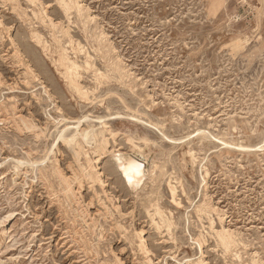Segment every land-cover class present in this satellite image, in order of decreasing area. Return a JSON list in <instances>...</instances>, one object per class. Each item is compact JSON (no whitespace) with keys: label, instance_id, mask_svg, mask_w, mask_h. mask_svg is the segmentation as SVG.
Here are the masks:
<instances>
[{"label":"rangeland","instance_id":"rangeland-1","mask_svg":"<svg viewBox=\"0 0 264 264\" xmlns=\"http://www.w3.org/2000/svg\"><path fill=\"white\" fill-rule=\"evenodd\" d=\"M62 1L0 0V264H264V0Z\"/></svg>","mask_w":264,"mask_h":264},{"label":"bare ground","instance_id":"bare-ground-1","mask_svg":"<svg viewBox=\"0 0 264 264\" xmlns=\"http://www.w3.org/2000/svg\"><path fill=\"white\" fill-rule=\"evenodd\" d=\"M31 3H33L35 5V2L36 0H29ZM72 1V0H71ZM62 5L64 6L65 10H68L71 5L74 7L77 8V10H81L80 6L77 5V2H74V3H71L70 0L69 2H66V0H63L62 1ZM17 4V3H16ZM42 6V4H41ZM71 9V8H70ZM44 12V11H43ZM78 12V11H77ZM35 13V12H34ZM45 13V12H44ZM25 14V13H24ZM43 14V13H42ZM44 15V14H43ZM19 16V15H18ZM29 16V15H28ZM46 16V15H45ZM41 19H43L41 17ZM43 21V20H42ZM50 23V21H49ZM58 25V24H57ZM64 28V27H63ZM65 29V28H64ZM33 40L37 43V44H42L43 46V42H42V37L41 35L36 32V31H33L32 34H31ZM16 48V47H15ZM19 49V48H18ZM63 59V58H62ZM68 63V62H67ZM71 64V65H70ZM66 68L67 69H74L77 65H75L74 63H70ZM88 65V64H87ZM95 67V66H94ZM78 68V67H77ZM48 97V96H47ZM85 118H83L82 120H84ZM82 120H76V124L74 126V132L73 134H70L68 136H65L64 135V132L65 130H67V128L69 127H64L63 130L60 131V133L58 134V138H61V139H64V140H67V142H72L74 143V145L76 144H81L82 142H88L89 140H94L95 142H97V134L96 132L94 131V129L92 127H87V128H84V129H80V124H81V121ZM135 120V119H134ZM72 121V120H71ZM101 122V121H100ZM147 124V123H146ZM26 125V123H25ZM104 126V125H103ZM27 127H28V124H27ZM100 127V126H99ZM107 128V127H106ZM102 133V132H101ZM212 137V136H211ZM101 138H102V135H101ZM60 139V140H61ZM55 142V141H54ZM93 142V141H92ZM70 143V144H72ZM85 143V144H86ZM104 145L106 144V141L105 139H101V141H99V145ZM69 145V143H68ZM100 145V146H101ZM107 145V144H106ZM105 145V146H106ZM73 146V144H72ZM80 146V145H78ZM81 149V148H79ZM105 149V148H104ZM253 149V148H252ZM102 150V149H101ZM48 157V156H47ZM117 160H118V165L120 166V168L122 169V175L124 176V179L126 180V182L130 185H138L142 182L143 178L145 177V173H143L142 171V168L140 166V164L138 163V160L133 158L132 156H125V157H117ZM90 164V163H89ZM57 172V171H55ZM201 172V171H200ZM58 174V173H57ZM89 174H87L88 176ZM60 176V175H59ZM204 182V181H203ZM65 183V182H64ZM67 185V184H66ZM71 187L68 186H64V189L66 190H69ZM171 190L172 189V186H171ZM175 192V191H174ZM71 194V193H70ZM73 195V194H71ZM71 197V196H70ZM174 197V196H173ZM176 202V201H175ZM137 233V232H136ZM138 234V233H137ZM230 232H228L227 230H223L221 229L219 232H217V236L219 238V240L223 243H227V246H228V243L230 244L231 241H230ZM230 236V237H229ZM145 245V244H144ZM225 246V245H224ZM145 247V246H144ZM252 263V262H251ZM252 264H255V261L254 263Z\"/></svg>","mask_w":264,"mask_h":264},{"label":"water","instance_id":"water-1","mask_svg":"<svg viewBox=\"0 0 264 264\" xmlns=\"http://www.w3.org/2000/svg\"><path fill=\"white\" fill-rule=\"evenodd\" d=\"M125 156H130V155H125ZM138 163L140 164V166H141V168H142V171H143V173H144V165H143V163L142 162H140L139 160H138ZM119 166V165H118ZM120 167V166H119ZM120 172H121V175H122V169L120 168ZM122 177H123V175H122ZM130 185V184H129Z\"/></svg>","mask_w":264,"mask_h":264}]
</instances>
